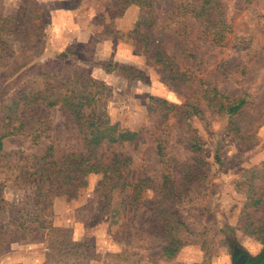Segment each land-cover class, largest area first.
Wrapping results in <instances>:
<instances>
[{"label":"rangeland","instance_id":"obj_1","mask_svg":"<svg viewBox=\"0 0 264 264\" xmlns=\"http://www.w3.org/2000/svg\"><path fill=\"white\" fill-rule=\"evenodd\" d=\"M23 1L0 0V13L19 19ZM38 1L44 10L43 34L30 42L11 43L10 52L5 58L0 57V92L14 89L43 71L46 79L57 80L71 77L76 66L87 68L95 78L112 86V95L104 104L110 122L138 134L135 140L115 146L129 157L120 167L129 172L133 184L140 178H149L152 184L160 181L163 164L158 142L171 168L194 163L187 146L190 134L194 133L203 143L197 151L201 161L196 162L202 175L194 177L196 183L189 184L187 194L176 206L163 208L182 219L193 230L194 239L181 246L174 257H160L162 240L156 232L158 223L151 208L142 204L131 206V185L114 189L109 204L99 209L103 192L97 188L96 173L88 175L87 184L79 188L76 196L55 195L47 203L34 206L32 191L19 179L20 169L32 164L30 155L41 152L49 141L54 143L58 154L82 148L75 131L68 127L66 112L61 106H54L48 112L52 127L49 138L37 144L20 134L3 139L0 226L3 225L5 233L0 245V264H44L47 258H58L52 253L58 250L55 243L59 239L49 236L47 228L41 227L47 224L69 228L66 233L78 242L80 249L87 251L81 261L85 264H234L236 250L250 257L258 254L264 248V228L249 234L244 226L247 220L252 223L249 228L264 223V176L261 175L264 122L259 123L264 117V0H221L227 22L220 27L221 36L215 35L220 43L209 47L211 40H215L213 31L207 32L206 38L200 35L191 41L192 57L180 50L171 20H168L170 26L152 28L162 33L166 48L175 54L178 62L183 59L199 69L192 85H175L164 77L158 63L147 57L143 45L127 33L134 27L138 5L130 4L120 16L111 17L109 6L121 0ZM174 1L155 0L156 13H168ZM71 22L84 27L86 35L74 41L70 39L76 28ZM198 24L195 21L193 26ZM32 62L35 65H29ZM220 62L222 68H217ZM121 64L143 70L147 82L127 81ZM199 78L214 81L219 90L229 95L244 90L250 94L254 105L239 116L240 136L229 129L227 115L213 112L205 105H200L202 116H189V128L182 127L178 107L193 93ZM156 98H165L177 107L162 116L163 108ZM216 153L222 164L215 161ZM250 185L262 194L258 206L248 199ZM142 195L152 197L150 190ZM36 207L45 208L41 216ZM246 212L261 222L248 218ZM19 217L24 219L22 226ZM127 220L130 240L121 235Z\"/></svg>","mask_w":264,"mask_h":264},{"label":"trees","instance_id":"obj_2","mask_svg":"<svg viewBox=\"0 0 264 264\" xmlns=\"http://www.w3.org/2000/svg\"><path fill=\"white\" fill-rule=\"evenodd\" d=\"M154 2L155 0H121L113 6L110 5L108 13L111 17L120 16L128 5H138L140 10L134 27L126 32L133 34L132 38L143 45L147 57L158 63L164 77L173 80L175 85H192L196 81L199 69L191 67L192 63H187L183 59L178 62L175 54L169 53L166 48L162 33L159 30L153 31L152 28L155 25L158 28L170 26L168 20H171L180 50L192 57L194 52L189 50L192 47V40L201 36L206 38L212 31L213 39L217 34L221 36L220 27L225 26L227 22L223 17L225 11L222 1L175 0L169 12H162L160 15L155 11ZM43 14L44 10L38 0H24L19 8V19L0 13V57L10 52L11 43L30 42L41 36L45 25ZM195 21L199 23L197 27L193 26ZM218 41H220L218 38L211 40L209 47L219 44ZM10 54L8 57L11 56ZM29 65H35V62ZM222 65L220 62L217 68H222ZM120 69L127 81L140 79L147 82L143 70L136 66L121 64ZM43 72L37 77L24 80L14 89H4L2 93L0 92L2 95L0 151L3 147V139L9 135L26 136L33 144L39 143L43 138H49L52 127L48 112L54 106H61L64 109L70 121L68 127L75 131L77 142L82 143V148L75 147L58 154L54 143L49 141L41 152L30 155L32 164L20 169L19 179L32 191L30 197L33 205L37 206L40 202L47 203V200L55 195H65L67 198L76 196L79 188L87 184V177L91 173L98 175L97 188L103 192L101 196L103 202L99 209H104V206L109 204L114 189L133 185L131 206L142 204L150 207L151 214L158 223L156 232L162 240L159 256L166 259L174 257L181 246L194 239L191 238L194 232L177 215H171L163 208L176 206L182 200V196L187 194L189 184L196 183L194 177L202 175L196 162L201 161L197 151L202 148L203 143L194 133L190 134L187 146L195 162L175 169L170 167L169 159L165 158L162 145L158 142L157 149L163 164L160 181L152 184L149 178H140L133 184L128 178L129 172L120 167V164L129 157L115 146H123L124 142L135 140L138 134L135 130L110 122L104 104L112 95V86L102 79L95 78L82 66H76L71 77L57 80L46 79ZM156 102L163 108L162 116H166L169 109L177 107L176 103L165 98H156ZM200 105H205L218 114L227 115L229 129L240 136L239 116L244 109L254 105V100L245 90L238 95H229L219 90L214 81L199 78L193 93L178 107V118L182 127L189 128L190 124L187 123L189 116H202L203 110ZM262 122L264 117L259 123ZM215 161L219 164L223 163L217 153ZM261 165V175L264 176V163ZM250 187L251 193L248 199L252 205L258 206L262 203V194L252 185ZM146 190L151 191V198L142 195ZM2 201L0 195V202ZM36 208L37 214L41 216L45 208ZM34 209L31 211L35 212ZM246 213L248 218L261 222L260 218L253 217L250 212ZM23 221L24 219L21 220L19 217V225L22 226ZM250 224L251 221L247 220L244 226V231L249 234L261 232L264 228V223L255 224L252 228H249ZM41 227L47 228L49 236H58L59 239L55 243V248L58 250L52 253L59 257L47 258L44 264H80L87 256V251L80 249L78 242L66 233L69 228L52 224ZM4 233L2 225L0 245ZM121 235L130 240L131 229L128 220L121 229ZM262 256H264V248L258 254L249 257L254 260V264H258Z\"/></svg>","mask_w":264,"mask_h":264},{"label":"flooded vegetation","instance_id":"obj_3","mask_svg":"<svg viewBox=\"0 0 264 264\" xmlns=\"http://www.w3.org/2000/svg\"><path fill=\"white\" fill-rule=\"evenodd\" d=\"M234 255V264L239 262L240 264H254V260L249 257L245 252L236 250Z\"/></svg>","mask_w":264,"mask_h":264},{"label":"crops","instance_id":"obj_4","mask_svg":"<svg viewBox=\"0 0 264 264\" xmlns=\"http://www.w3.org/2000/svg\"><path fill=\"white\" fill-rule=\"evenodd\" d=\"M53 11H54V8H53ZM55 14V12H53ZM71 24H74L73 27H76L75 30L69 35V38L70 39H73L74 40H77V39H80L79 37L82 36V35H86V30L84 29V27L80 26L79 24H75V23H72ZM66 35V34H65ZM69 39V40H70ZM122 76V75H121Z\"/></svg>","mask_w":264,"mask_h":264},{"label":"water","instance_id":"obj_5","mask_svg":"<svg viewBox=\"0 0 264 264\" xmlns=\"http://www.w3.org/2000/svg\"><path fill=\"white\" fill-rule=\"evenodd\" d=\"M237 264H240V263L237 262ZM258 264H264V256H262V258L260 259V261L258 262Z\"/></svg>","mask_w":264,"mask_h":264}]
</instances>
